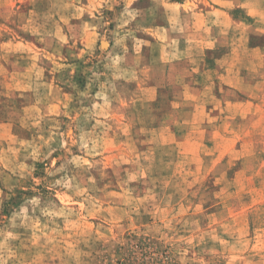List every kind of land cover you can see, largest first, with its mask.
<instances>
[{
	"label": "clouds",
	"instance_id": "9594fccd",
	"mask_svg": "<svg viewBox=\"0 0 264 264\" xmlns=\"http://www.w3.org/2000/svg\"><path fill=\"white\" fill-rule=\"evenodd\" d=\"M26 2L30 9L0 16V210L5 201L18 195L17 190L36 195L22 196L23 204L19 210H12L10 220L0 216V264H116L114 249L121 244L131 250L137 264H145V258L147 264H221L220 258L226 259V253L241 264H264V256L256 260L251 251L253 237L248 231L250 220L255 231L264 236V208L253 209L248 217H230L228 208L238 213L245 205L252 207L241 199L240 190L230 192L226 207L221 209L217 207L220 202L197 182L210 172V183L220 178L225 191L234 188L224 180L227 166L213 167V156L204 162V170L197 172L192 159L183 158L179 169L182 175L161 177L160 173L172 167L174 150L160 149L155 134L151 141L153 149L166 154L167 162L162 158L156 160L152 150L136 149V145L150 143L142 136L152 122L166 129L179 119L174 113L162 114L148 105L151 97L147 91L170 90L169 94L182 104L177 86L183 87L185 79L194 82L190 78L201 70L205 48L227 50L228 55L216 61L220 68L237 55L246 61L251 55L249 40L264 45V0ZM102 10L111 12V17ZM85 15L87 20L82 19ZM196 19H202L206 25L204 32L197 34L199 42L190 39V25ZM110 24L115 28L109 29ZM97 29L103 31L105 38L114 40L112 50L98 57L94 56ZM82 32L92 37L83 50L89 58L84 63L96 61L83 69V89L72 79L78 65L65 63L69 58H81L76 43ZM148 36L165 38L162 46L170 50L167 59L149 56L148 52L139 54L142 47L152 51L161 46L151 44ZM182 40L188 43L184 51L178 52ZM133 48L135 54L130 51ZM174 60L185 63L173 64ZM21 61L29 63L27 70ZM247 66V61L241 64ZM260 67L264 68V58ZM66 68H71V72L65 74ZM45 71L53 75L55 86L47 81ZM56 73L61 75L56 77ZM201 74L206 87L197 93L199 102L211 103L215 74ZM258 77L246 94L253 104L264 109V72L258 73ZM64 88L71 91L66 94ZM114 112L120 114L119 120L112 118ZM237 130L242 136L249 133L246 143L252 145L237 170L255 180L253 186L264 194V126L253 129L248 121ZM111 141L116 142L120 151L111 154L112 162L106 165L104 149ZM97 156L102 159L97 160ZM45 162L46 175L34 176L37 164ZM125 164L128 167H123ZM132 182L137 187L127 191ZM140 184L149 194L136 200L132 193L141 195ZM38 185L49 190L46 197ZM117 188L119 197L113 194ZM197 203L217 207L214 215L219 223L211 230L201 232L197 227L201 218L184 217L177 211L181 204L195 208ZM141 207L145 212L158 207L169 209L165 222L159 223L157 217V224L145 233L155 234L154 239L172 245L169 259L163 258L159 244L148 241L152 246L141 250L135 242L123 240L119 221L133 214L138 216ZM92 217L97 221L94 230L88 224ZM40 219L45 222L37 227ZM207 240L213 241L211 247ZM217 241L223 248H218ZM200 245L204 246L197 251Z\"/></svg>",
	"mask_w": 264,
	"mask_h": 264
},
{
	"label": "rangeland",
	"instance_id": "374dc122",
	"mask_svg": "<svg viewBox=\"0 0 264 264\" xmlns=\"http://www.w3.org/2000/svg\"><path fill=\"white\" fill-rule=\"evenodd\" d=\"M184 2L185 0H169V3ZM133 7H136V5L134 4ZM200 7H205V5L201 4ZM26 8H31V5L27 4L26 0H0V16H10L12 13L24 12ZM102 11L105 16L111 17V12L107 10ZM82 19L87 20V15L82 17ZM73 23H76V21H73ZM205 26V22L202 19L194 20L193 24L190 25L193 34L190 39L199 42L197 34L203 33ZM108 28L114 29L115 25L110 24ZM97 34L98 36L94 44V56L96 57L107 54V52L112 50L114 45V40L105 38L102 30L97 29ZM208 34L210 35L211 33ZM146 39L153 45L161 46L152 51L147 47H142L139 50L141 56H143L145 52H148L149 56L167 59L170 50L162 46L166 42L165 38L148 36ZM91 41V35L82 32L76 43V48L81 50V58L75 61L69 58L65 61L68 65L73 63L78 65L77 71L72 79L81 89H83L86 83L83 69L91 67V65L96 62L93 59L87 64L84 63V61L89 60V58L83 50ZM187 43L188 40H182L177 46V51H184ZM248 49L251 55L246 58L248 63L247 67H241V64L246 61L240 59L237 55L234 60L229 61L228 65L220 68L216 61L223 60L228 55L227 50L217 47L205 48L202 68L193 73V76L190 78L194 82L189 83L188 79H185L183 87L177 86L179 87V93H177V95L182 94V104L180 100L175 99L173 95L169 94L170 90H161L159 88L154 91L148 90L146 94L151 97L147 100L148 105L162 114L174 113L179 119L176 124L166 129L161 127L158 123L152 122L151 126L145 130V134L142 136V139L150 143L136 145L137 151L152 150V155L156 160L162 158L167 162L169 157L166 154L153 149L151 141L153 134H155L159 137L160 149L174 150L172 152V167L160 173L161 177H166L170 174L176 176L182 175L183 173L179 169L183 166L181 164L183 158H191L193 161L192 167L197 172H200L204 170V162L215 156L216 159L213 161V167H219L221 165L227 166L229 171L224 176V180L230 181L234 185V188L225 191L222 187V180L220 178L210 183V172L199 179L197 181L198 184L203 185L204 190L212 193L213 199L220 202L217 207L221 209L226 207L225 201L226 198L229 197V193L236 189L240 190L241 199L247 200L252 205L251 208L245 205L238 210V213L228 208L227 211L230 217H236L237 214L240 217H248L253 209L264 208V194L260 193L259 188L253 186L255 180L250 179L242 170H237L240 168V162L244 156L250 154V149L252 147L250 142L246 143V141L249 140L250 134L245 132L242 136L237 129L243 127L248 121L252 122L253 129L264 126V109L260 108L258 104H253L251 97L246 94V89L257 83L259 79L258 73L264 72V68L260 67L262 58H264V45H261L257 41L249 40ZM130 51L133 54L136 53L134 48L130 49ZM21 55L27 56L30 54L22 53ZM62 55H65V53H62ZM45 62L48 63V61ZM172 63H185V61L174 60ZM21 66L24 70H27L29 63L21 61ZM218 68L219 72H217ZM63 71L66 74L67 72H71V68H66ZM202 71L215 74L212 77V88L210 89L212 97L211 103L201 104L197 95V93H202L206 87L205 77L201 74ZM60 75L61 73L55 74L56 77ZM88 75H90V73H88ZM44 76L49 83L55 86L53 75L50 72L45 71ZM253 77L257 79L254 80L252 79ZM61 87L63 86L61 85ZM133 87L140 86L133 85ZM5 90H7V86H5ZM20 90L19 88L16 89L18 94ZM41 91H43V89H41ZM64 91L67 94L71 90L64 88ZM25 94L27 95L28 93ZM137 107H139V105H137ZM254 114L256 119H253ZM111 115L115 120H119L120 118L119 113L114 112ZM2 135L3 129H0V136ZM4 143L6 144L7 141H4ZM212 149H216V151L212 152ZM119 151L120 148L116 145L115 141H111L105 145L103 158L105 159L106 165H110L112 162L111 154ZM55 155L56 154H54V157ZM96 159L100 160L102 157L97 156ZM47 164L48 162L37 164V171L33 175L38 178L46 175L44 168ZM56 167H59V161H57ZM123 167H128V165L125 164ZM108 170L110 171V169ZM153 179H156L155 174ZM37 187L46 197L49 190L39 185ZM136 187V182H132L127 191ZM139 190H142L140 196H137L135 192L132 193V196L136 200H143V198L149 194V191L144 189L143 184L139 185ZM17 191L18 195L13 197L11 201H5L2 210H0V216L7 217L8 220L11 219L12 210L14 208L19 210L20 206L23 204L22 196L27 195L30 197L36 195V193L30 191L26 193L20 190ZM156 191L159 192L160 188H157ZM113 194L119 197L120 189L117 188ZM176 199V197H173V200ZM217 207H210L209 204L201 205L197 203L195 208H186L181 204L177 211L184 217L192 215L201 218L197 227L201 232H204L206 230H211L219 223L218 218L214 215L217 211ZM139 213L138 216L133 214L130 218L119 221L123 240L128 243L135 242L136 246L141 250L159 244V252L165 260L169 259V257L172 256V253L169 251L172 245L167 241L154 239L155 234L145 235L150 227L157 224V217H159V223L165 222L164 218L169 215V209L158 207L154 208L152 212H145L143 207H141ZM44 222L43 219L38 220L37 227ZM5 223H7V221H5ZM88 224L91 229L94 230L97 221L92 217L89 218ZM248 231L253 237L251 251L255 254L256 260H259L261 256H264V236H261L255 231L250 220L248 222ZM188 235L191 239V233ZM148 241H151L152 245L147 243ZM192 243L195 244L196 241L192 239ZM206 243L211 247L213 241L207 240ZM215 243H217L218 248H223V245L219 244L218 241ZM203 246L204 245L198 246L196 250L199 251V247ZM245 255H247V253H245ZM225 256L227 257L226 259L225 257L220 258L221 264H241L231 253H226ZM114 257L117 258L116 264H137L134 254L124 244L116 246V249H114ZM145 264H147L146 258Z\"/></svg>",
	"mask_w": 264,
	"mask_h": 264
}]
</instances>
